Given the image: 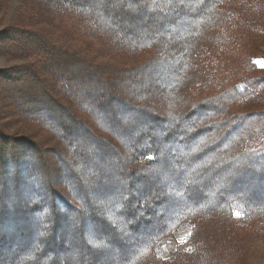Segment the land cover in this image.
Masks as SVG:
<instances>
[{
  "label": "trees",
  "instance_id": "trees-1",
  "mask_svg": "<svg viewBox=\"0 0 264 264\" xmlns=\"http://www.w3.org/2000/svg\"><path fill=\"white\" fill-rule=\"evenodd\" d=\"M17 11L0 31L20 62L0 69V264H242L264 238V110L242 108L264 87V0Z\"/></svg>",
  "mask_w": 264,
  "mask_h": 264
},
{
  "label": "rangeland",
  "instance_id": "rangeland-1",
  "mask_svg": "<svg viewBox=\"0 0 264 264\" xmlns=\"http://www.w3.org/2000/svg\"><path fill=\"white\" fill-rule=\"evenodd\" d=\"M21 5V0H7L0 3V31L6 26L10 25L18 15L17 8ZM260 29L253 34V42L259 49L258 55L253 59L259 73L264 75V13L260 16ZM20 62L0 56V69L7 68L11 65ZM242 108L244 110L258 109L264 110V87L247 99ZM18 126L10 125V129ZM22 130L28 131L29 127L26 125L20 126ZM238 215L239 211H235ZM190 230L189 225H183L174 230L173 233L164 239H161L156 245V251L160 258L170 259L176 248L178 242L183 241ZM243 250L245 257L242 264H264V238L243 240Z\"/></svg>",
  "mask_w": 264,
  "mask_h": 264
}]
</instances>
